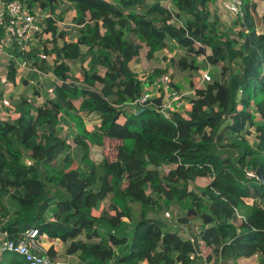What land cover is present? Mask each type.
<instances>
[{"label":"trees","instance_id":"trees-1","mask_svg":"<svg viewBox=\"0 0 264 264\" xmlns=\"http://www.w3.org/2000/svg\"><path fill=\"white\" fill-rule=\"evenodd\" d=\"M240 1L242 16L224 32L209 9L212 0H26L28 8L50 11L28 50L13 41L6 80L14 83L21 60L35 73L52 75L53 95L41 105L20 95L17 118L0 120V234L14 239L32 228L48 239L74 240L66 254L76 255V264H196L201 246L209 251L207 264L256 255V264H264V210L252 211L245 202L264 199V186L245 176L260 167L264 177V13L256 14V2L264 0ZM62 2L74 11L75 41L57 25L65 17L64 10L55 14ZM170 45L189 57L208 48L205 61L218 78L203 88L190 82L189 110L166 118L151 102L132 106L143 86L129 63L142 47L151 60ZM70 62L81 65L80 78L70 76ZM184 72L179 66L171 77L176 91ZM93 114L99 124L89 130L85 120ZM63 123L74 130L71 142L62 136ZM106 139L119 143L120 157L99 169L90 149ZM69 143L81 152L76 168ZM166 165L174 168L164 171ZM199 178L210 182L196 193L188 184ZM4 199L14 205L11 212ZM174 206L199 220L207 216L197 236L199 253L190 237L159 217ZM189 221L178 220L181 226ZM0 264L27 263L6 253Z\"/></svg>","mask_w":264,"mask_h":264},{"label":"rangeland","instance_id":"rangeland-1","mask_svg":"<svg viewBox=\"0 0 264 264\" xmlns=\"http://www.w3.org/2000/svg\"><path fill=\"white\" fill-rule=\"evenodd\" d=\"M148 2H153L154 0H147ZM215 0H212L211 3H214ZM225 0H221V4L225 6L224 12L220 14V21H221V28L224 32H231L233 31L234 25L233 22L237 18L236 14L232 11H230L227 8ZM210 3V4H211ZM264 3V2H263ZM60 4V6H59ZM58 4V10L55 14H58L59 11L64 10L65 11V19L64 24L59 25L58 27L61 30H64L67 33V37L71 38L74 36L75 31L73 30L72 26V19L70 16L71 7L66 3H59ZM164 6H167V4L162 3ZM209 4V9H210ZM262 5V2L259 3ZM212 5V4H211ZM170 8V7H169ZM213 12H216L215 8L210 9ZM49 8L47 10H44L45 14H49ZM183 19L186 20L187 16L182 15ZM259 30H261L259 28ZM31 38V37H30ZM197 48V47H196ZM199 55L194 57H189L185 54V51L182 48H179L175 45H170L169 50L161 51L156 54L155 57L151 60H147L145 55L147 52V49L145 47H142L140 50L139 56L136 57L131 65L133 71L135 72L136 76L141 77L142 80V86L143 90L148 89L150 90L152 101H154L157 96L155 95L156 89L152 86L153 80L157 77L155 75V71H165L163 74H168L170 77L174 76V72L178 69L179 66H181L184 69V74L186 75L185 78L181 79L177 84V91L182 94L183 99L186 103L189 102L190 98L193 97L192 93H188L192 87L197 86V80L204 79L203 84L200 85L199 88H203L208 81L211 79H217L218 78V69L209 66L206 61V55H205V49H198ZM53 57H48L47 61L49 65H52V59ZM3 59V60H2ZM2 63L1 66L7 73V65L9 63V52L6 48L4 50V53L2 55ZM17 77H18V84L15 88H12L9 84L7 86V89L4 90L2 87H0V97L5 96V98L10 99L8 101V104L2 106L0 108V118L1 121L6 122H13L15 120L14 115L16 114L15 108L18 105L19 96L25 95L30 102H33L35 105H41L46 100L52 98L53 92H52V81L53 77L50 73L47 74H40L35 73V71L32 69L30 63H26L21 60H17ZM86 67V63L83 65ZM70 76L74 78H80L79 69L81 65L77 62H70ZM151 80V82H149ZM192 83V87H190L189 84ZM182 84V85H181ZM15 113V114H14ZM99 117L95 114L91 115L88 119L85 120V125L91 130L98 126L99 124ZM122 121V120H121ZM61 133L63 138H65L68 142H71L70 138L74 134V130L66 123L62 124L61 127ZM227 142V139H225ZM224 144V143H222ZM69 154L70 157L73 159V168H76L80 166V157L81 152L72 144L69 143ZM119 143L115 140H105L104 144L100 147H92L90 149V158L94 162V164L101 169L103 164L108 160L112 161L114 159H118L120 157L119 155ZM23 162L26 165H31L32 161H30L27 157H24ZM172 165H166L164 167V171H168L171 169ZM174 168V167H173ZM202 179V178H199ZM197 180V179H196ZM209 179H202L197 180L194 182H191L188 184V187L190 190L199 193L202 188L206 186ZM52 194V193H51ZM50 194V195H51ZM3 203L8 211H12L14 209V205L8 201L7 199L3 200ZM109 199H107L101 206V210H106L108 208ZM131 209L133 211V214H138L140 206L137 204L131 205ZM94 215H99V212H94ZM2 216V210L0 209V219ZM188 217L189 223L187 225H179L178 220L181 217ZM159 217H161L167 224L171 231L178 230L180 233V236L183 239L189 238V236L194 235L198 231L196 230V227L191 226L193 222H196L197 225H201L202 221L197 218V216H192V214L189 215L188 211H182L178 206H174L170 208L169 210L163 211ZM239 220V219H238ZM203 227V226H202ZM201 227V228H202ZM81 239H84L81 237ZM201 246V251H204V256L207 253V250ZM50 262L53 264H76L78 262L76 255H67L66 251L65 253H62L60 257L57 259L53 258L50 259ZM201 259L199 258L196 262V264H199ZM202 262V261H201Z\"/></svg>","mask_w":264,"mask_h":264},{"label":"built area","instance_id":"built-area-1","mask_svg":"<svg viewBox=\"0 0 264 264\" xmlns=\"http://www.w3.org/2000/svg\"><path fill=\"white\" fill-rule=\"evenodd\" d=\"M25 1L0 0V55L4 53V47H11L14 40L23 46V50H28L36 41L35 34L41 31V26L43 25L42 19L48 17L40 8H28ZM225 2L227 8L234 12L236 16H242V4L240 0H225ZM168 7H170L169 4ZM51 17L53 18L52 15ZM171 22L175 26H179L178 22L174 20H171ZM1 32L3 34L2 37ZM195 47L203 48L199 43H195ZM203 81V78L197 80V86L195 88H199L203 84ZM152 86L156 89L155 95L157 98L155 100H158V104L152 101L150 90L145 89L132 103L134 108L143 107L147 102H151L166 118L172 112H184L186 102L182 94L171 86V77L168 74H162L156 77L152 82ZM257 168L246 169L245 176L248 180H252L257 185H261L256 171ZM1 235L0 258L3 254L12 253L27 264H53L49 260L47 252L40 241L41 236L36 229L31 228L19 232L14 239H7L6 233Z\"/></svg>","mask_w":264,"mask_h":264},{"label":"crops","instance_id":"crops-1","mask_svg":"<svg viewBox=\"0 0 264 264\" xmlns=\"http://www.w3.org/2000/svg\"><path fill=\"white\" fill-rule=\"evenodd\" d=\"M224 2H225V1H224ZM221 3H222L221 0H215L214 3H211L212 5L210 4V9H211V8H215V9H216L215 11H216V13H217L219 19H220V14L225 13V12H224L225 6L222 5ZM259 3H260L259 1L256 2V14H257L258 17H261V16L263 15V13H264V3L262 2V5H260ZM59 6H60V4H59ZM59 6H58V7H59ZM58 7H57L56 11L58 10ZM61 11H62V10H61ZM59 12H60V11H59ZM59 12H58V13H59ZM55 13H56V12H55ZM70 16H71V19L74 17V11H72V10L70 11ZM64 19H65V17H64ZM220 20H221V19H220ZM71 21H72V20H71ZM62 24H64V20H63L62 22L58 23L57 25L59 26V25H62ZM72 26H73V24H72ZM63 31H64V30H63ZM48 36H49V35H46L45 38H48ZM74 36H75V35H74ZM74 36L71 37V38L66 37V40L68 41V40L73 39V40L75 41V37H74ZM6 48L9 49V46L4 47V50H5ZM163 51H165V50H163ZM160 52H161V51H160ZM157 53H158V52H157ZM157 53H155L154 57L156 56ZM2 55H3V54L0 55V87H2L4 90H6V89H7V86H8L9 84H11L10 86H11L12 88H15L16 85L18 84V77L16 76L14 83L7 82V80H6V74H7V73L5 72V70H4V69L2 68V66H1V63H2V60H3V59H2ZM205 55H206V56H209V55H210V50H209L208 48H205ZM53 58H54V57H53ZM53 58H52V59H53ZM1 59H2V60H1ZM133 61H134V59L129 63V68H130V70H131L133 73H135V72L133 71L132 67H131ZM52 62H53V60H52ZM8 65H9V63H8ZM8 65H7V67H8ZM137 78H138V80H140V81L142 82L143 79H142L141 77L137 76ZM181 85H182V84H181ZM192 92H193V90L191 89L188 93L190 94V93H192ZM19 97H20V96H19ZM8 101H10V99L7 100V98H5V96H4V98H3V96L0 97V108H1L2 106H4V105L8 104ZM154 101H155V100H154ZM154 101H153V102H154ZM18 102H19V101H18ZM189 108H190L189 103H186V108H185V110L188 111ZM185 110H184V111H185ZM15 112H16V111H15ZM14 114H15V113H14ZM15 117L17 118V114L14 115V118H15ZM16 118H15V119H16ZM0 120H2V119L0 118ZM121 120H122V121H121ZM98 122H99V121H98ZM118 122H119L120 124H122V123L124 122V119H123V118H120ZM86 127H87V126H86ZM87 129H89V128L87 127ZM89 130H90V129H89ZM91 130H92V129H91ZM249 132H250V135L247 136V139H248V142L253 146V144H255V142H256V135H255V132L253 131V129H249ZM107 140H109V139H107ZM172 168H173V167H172ZM202 179H203V178H202ZM202 179H197V180H202ZM197 180H195V181H197ZM209 182H210V179H209V181H208L207 184H209ZM207 184H206V185H207ZM245 202H246L247 207H248L249 209H251L252 211H261V210H264V199H262V198H258V197H256V198H254V199L246 200ZM242 217H243V216H242ZM242 217L239 216V218H238L239 220H237V224L240 223V220H241ZM201 221H202V220H201ZM191 226L196 227V230L198 231L197 233H195V236H194V235L189 236V237L191 238V240H192L193 237H197V236H198L200 230L202 229L201 227L204 226V223L202 222L201 225H197L196 222H193V223L191 224ZM40 241H41V243H42L44 249L46 250L47 255H48V252L50 251V252H52V253H55L54 258L57 259L58 257L61 256L62 253H65V251L69 248L70 244H71L74 240L68 239L66 242H59V241H57V240H52V239H48V238L45 237V236H41ZM202 247H203V246H202ZM203 249H204V248H203ZM207 253H208V250H207ZM205 255H206V254H205ZM198 256H200V259H201V261H202V262L200 261L199 264H207V263H205V261H204V251H203V252L201 251V255H198ZM1 260H2V259H1ZM257 261H258V256L256 255V256L250 257V258H248V259H241V260H238V261H237V264H256ZM67 264H70V263H67Z\"/></svg>","mask_w":264,"mask_h":264},{"label":"water","instance_id":"water-1","mask_svg":"<svg viewBox=\"0 0 264 264\" xmlns=\"http://www.w3.org/2000/svg\"><path fill=\"white\" fill-rule=\"evenodd\" d=\"M256 171H257L258 178H259V180H260V182H261V185L264 186V177H263V174H262L261 168L258 167ZM192 216L195 217L196 215L193 214ZM199 217H200V219L202 220V222L205 223V221H206V219H207V216L202 215V216H199ZM1 238H2V235L0 234V240H1ZM192 242H193V245H194V248H195L196 252L199 253V252H200V249H199V247H198V240H197V237H193V238H192Z\"/></svg>","mask_w":264,"mask_h":264}]
</instances>
